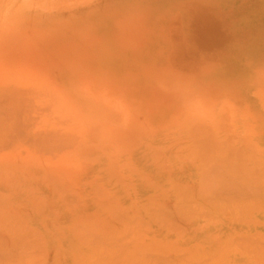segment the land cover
Returning <instances> with one entry per match:
<instances>
[{"label":"bare ground","instance_id":"1","mask_svg":"<svg viewBox=\"0 0 264 264\" xmlns=\"http://www.w3.org/2000/svg\"><path fill=\"white\" fill-rule=\"evenodd\" d=\"M3 19L4 22L0 19V204L25 210L28 219L33 221V227L30 231L26 229L25 233L7 226L0 230V253L3 255L8 251L0 258L4 260L9 254L5 261L0 259L1 264L9 263L12 258L11 261H18L14 264H39V255L43 250L40 253L38 250L44 248L41 246L43 243L46 246L44 263L47 264L50 260L49 250L52 249V232H63L58 223L71 216L69 207L76 204L86 213L88 205L95 204L98 208L87 213L86 217H98L106 223H101L97 228V223L91 220L89 224H92L86 230L83 224L84 231L77 228L81 236L83 232H94L91 230L94 227L95 232L100 233H92L93 237L98 236L97 239H91L88 235L90 232L86 233L85 238L81 237L79 243L75 244L81 252L80 264H200L203 259L195 262L198 253H191L188 247L192 243V234L198 229V217H202L204 211L210 214L207 209H202L205 206L213 215L226 219L230 224H252H240L244 226L241 234L234 236L235 232H230L226 240L221 237L224 244L229 243L236 250L232 253L229 251L232 264L238 253L249 257L252 264H264L262 136L250 131L247 136L245 131L239 128L234 130L231 125L233 139H228L230 135L228 138L224 136L219 114L209 117L205 124L197 120L193 125L184 126L185 134L173 139L170 146L150 148V151H155L154 158H148L149 151L146 153V149L141 150L140 146L136 147V154L126 146H116L117 149L115 144L118 138L111 136L112 128H124L129 122L123 102L116 101L99 83L93 82L94 79L91 80L83 67L76 66L73 70L63 67L57 73L49 64L38 62L28 55L21 39L27 32L20 33L15 28L16 23H20L18 10L7 13ZM76 19L79 28V18ZM160 108L156 110L163 111ZM197 126H204V129L197 132ZM253 145L255 148L248 151V146ZM190 208H195L196 212ZM206 214L204 216L207 217ZM76 217L80 220L85 218L82 210ZM49 219L51 223L59 222L54 231L49 228L42 236V243V239L41 242L38 239L41 235L37 230L35 233L34 226ZM117 220L127 221L125 224L121 222V225L126 234L131 233V236L121 233V243L116 241L119 231L113 226ZM128 220L130 225H126ZM140 220H143L144 228ZM147 221H153L155 228L150 232L151 237L141 233ZM80 224L77 222L74 227H80ZM181 226L183 229L179 230ZM51 227L53 230V224ZM101 227L104 232H99ZM162 231L167 232L162 234ZM32 232L35 238L39 237L36 240L33 237L31 242ZM181 232H184L183 236ZM167 233H179L182 238L169 239ZM18 240L25 244L17 243ZM11 241L18 244L16 249ZM67 244L60 251L61 261L65 260V264L70 262L68 249L71 243ZM35 245L39 247H31ZM14 249L23 251L16 254ZM33 249L39 254V261L35 262L37 256ZM215 253L213 255L217 256ZM10 254L16 257L11 255V258ZM209 259L203 263L206 264Z\"/></svg>","mask_w":264,"mask_h":264},{"label":"rangeland","instance_id":"2","mask_svg":"<svg viewBox=\"0 0 264 264\" xmlns=\"http://www.w3.org/2000/svg\"><path fill=\"white\" fill-rule=\"evenodd\" d=\"M3 1L5 0H0V19L4 22V15L18 10L20 23H16L15 28L20 33L27 32L21 36V39L28 55L38 62L49 64L52 70L57 73L63 67L72 70L76 66L83 67L84 72L91 76V80L94 79L93 82L99 83L102 89H106L116 101L123 102L129 122L124 128L117 126L112 128L111 136L118 138L115 148L126 146L136 154V147L140 146L141 150L146 149V153L149 151L148 158H154L155 151L154 149L150 151V148L170 146L173 139L185 134L183 133L184 126L190 123L193 125L197 120L205 124L207 122L204 121L209 117L219 114L224 136L228 138L230 135L228 139L233 134L231 125L234 130L239 128L243 132L245 131L247 136L250 131L264 138V0H6L4 3ZM99 12L102 13L98 14ZM57 16L58 18H53ZM76 17L79 18V28L75 23L78 21ZM73 18L75 19L73 20ZM58 21L60 22L57 23ZM72 22L73 24H71ZM5 25L8 26L6 21ZM65 27H67L66 30ZM67 30L72 31L68 32ZM213 73L215 76L211 75ZM150 99L154 101H149ZM139 104L143 105L139 106ZM148 105H152L150 106L152 109ZM156 108L163 109V111L160 112ZM139 111L146 112L140 114ZM154 126L157 128L154 129ZM202 129L204 126L195 127L197 132ZM248 143L252 144V142ZM253 148H255L254 145L253 147L248 146V151ZM131 189L132 186L130 187L132 192ZM0 206V211L2 210L0 212V230H4V226L18 228L24 233L27 230H32L31 223L33 221L28 219L29 215H26L25 210L22 208L15 210L7 204H0ZM79 207V204L69 207L71 216L68 215V218L60 223H58L59 220L51 223L50 219L45 220L46 226L45 222L38 225L35 223V233L38 231L37 233L41 235V238H38L40 242L49 228L51 231L55 230L57 223L61 224L59 227L63 229V232H58L59 235L52 232L51 246L53 250L51 248L49 250L50 260L47 261V264H65V260L61 261L60 251L68 242L71 243V247L68 249L70 256L68 264H80L81 252L75 244L79 243L81 237L84 239V235L89 232L90 234L98 233L95 232V227L91 229V226L89 229L94 232L88 231L87 234L83 232V236H81L80 233L84 231L82 226L84 225L86 230L92 224H89L91 220H94L95 224L97 223V228L101 223L106 224L98 217H86L87 213L98 208L95 204L88 205L87 213L85 209ZM205 207L202 209H207L210 214H206V211L203 212L204 214L200 213L203 216L198 217V226H196L198 229L192 234V243L188 249L191 253L197 251L198 257L195 262L201 259L204 262L210 258L206 264L216 262V264H232L230 254L235 249L229 243L224 244L221 237L226 240L229 238L230 232H235L234 236L236 233L241 234L244 226L240 224H252L250 222L230 224L226 219L213 215V212ZM63 209L68 210L65 207ZM194 209L191 210L195 211ZM81 210L85 216V218H81L82 221L76 217L80 215ZM16 211L19 213L16 214ZM205 214L210 218L207 219ZM126 216L129 217V215ZM15 218L21 222L16 221ZM100 218H105V216ZM121 220H117L113 225L119 231V234L116 231L119 236L117 240L115 237L116 241L120 236L122 237L120 234L125 232L122 225L127 221ZM129 220L126 225H130ZM137 220L139 219L137 218ZM15 222L20 225L18 226ZM77 222L81 224L80 227L75 225V228L74 224ZM140 222L144 228L143 220ZM147 223H145L147 229H141L139 232L143 230L141 233L151 237L153 221H147ZM77 228L82 231H78ZM180 228L183 229L182 226L179 227V230H181ZM148 230L149 232H147ZM100 231L104 232L102 227ZM166 232L162 234H166ZM32 233L30 240L35 234ZM183 233L181 232L182 236ZM90 234L88 235L92 239L94 234L92 236ZM128 234L125 232L124 236H131V233ZM39 235L33 239L36 240ZM167 236L174 240L182 238L179 233L178 235L177 233L171 235L167 233ZM95 238L97 239L98 236ZM20 242L17 241V243ZM17 243H14L16 247L10 246L16 249ZM23 243L21 242V244ZM117 243H121L120 240ZM43 244L40 245L44 248L38 250V253L43 250L41 256L34 250L36 245L31 246L36 252L35 262L41 258L39 264L46 262V257H44L46 246ZM15 249L16 254L23 251L18 250L17 252ZM11 251L13 252V250ZM6 252L8 251L3 253L7 254ZM1 253L0 255H2ZM214 253L217 256H214ZM200 254H204V257ZM12 256L14 257V255ZM5 259L2 258L1 261H5ZM215 259L221 260V262ZM11 260L7 264L18 262L16 259L17 262ZM249 260L246 255L238 253L235 254L233 263L252 264ZM203 262L201 263L204 264L205 262Z\"/></svg>","mask_w":264,"mask_h":264}]
</instances>
